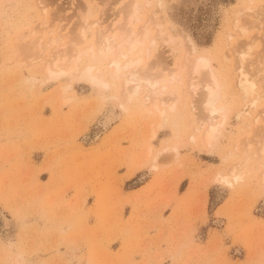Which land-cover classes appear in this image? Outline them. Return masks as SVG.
I'll return each mask as SVG.
<instances>
[{
    "label": "rangeland",
    "instance_id": "obj_1",
    "mask_svg": "<svg viewBox=\"0 0 264 264\" xmlns=\"http://www.w3.org/2000/svg\"><path fill=\"white\" fill-rule=\"evenodd\" d=\"M98 30L146 32L152 93ZM263 30L264 0H0V264H264Z\"/></svg>",
    "mask_w": 264,
    "mask_h": 264
},
{
    "label": "bare ground",
    "instance_id": "obj_2",
    "mask_svg": "<svg viewBox=\"0 0 264 264\" xmlns=\"http://www.w3.org/2000/svg\"><path fill=\"white\" fill-rule=\"evenodd\" d=\"M137 9H138V5H136V4H134L131 7V10H130L131 11V15H130L131 18L136 13ZM92 23H94V22H92ZM130 23H131V21L129 20L127 22V24H130ZM127 32L124 33L123 31H121L119 33L120 37L115 40L114 37L106 36L105 34H101L102 30L96 31V33H97L96 36L98 38H100V40L98 42L99 43V47H97V53H99L101 55H106L109 52H114V49L122 51L121 55H118V54H114L113 55V57L111 59V63L114 64V65H117L120 61H122L121 62V67L123 68V73L127 74V77L125 78V81L123 83L124 86L129 84V83H131L130 84V85H132L131 86L132 87L131 90L136 92L138 90L139 86L142 85L143 83H145L147 88L149 89L150 93H152L154 91V86H155L156 82L150 81L149 78H146V77L144 78L142 75L139 74V72H135L137 70L135 68H133L132 65H133V63L135 64L137 62L136 61L137 59H133V57H131V54L134 52V50L136 48H138V46L140 47L141 43L143 42L142 38H144L145 35H147V34L144 31L143 37L142 38H138V37H136L134 35L135 32L133 30H129ZM82 35L84 37L83 30H82ZM59 38L60 37H58V36L57 37H52L50 42L54 43V42L58 41ZM253 40L254 39H252V40L250 39V40H247V41L251 42ZM246 43L247 42H245V41H238V43L233 47V50L236 53L235 56L238 59L237 60L238 63L236 65V67L238 69L237 82H238V84L240 86L246 85L251 92H254L256 90V88H255V84H256L255 80L254 79H249L247 77L248 71L245 69V66H244V63L246 64V61L249 58L247 49L246 50H242V47ZM85 49H88V50H90L92 52L91 46H87ZM139 49H137V50H139ZM54 50L56 52H58V50H56V49H54ZM64 52H65V50H64ZM51 53L53 54V51H51ZM54 55H55V53H54ZM57 55H58V53L55 55L56 57L55 56L54 57L59 60V56L60 55L58 57H57ZM55 58H54V60H55ZM58 60L54 61V63H53L54 67H58L59 68V61ZM192 67L194 69L193 70L194 73L201 72L200 68L205 69L206 72H207L208 82H204L202 85H204L205 92L208 94L207 100H206V104L208 106H210V108H211L210 111H209V116L212 118L214 113L216 111H218V109H219V108H217L215 106V102H216V99H217V89L219 87L218 80H217V78L215 76V73L213 72V69L211 67V64H210L208 58H206L204 56H196V57H194L193 63H192ZM202 81H203V79H202ZM191 85L193 86L194 84L191 83ZM193 89L195 90V87ZM124 90L127 91L126 88H124ZM128 90H130V88ZM252 101H253L252 103L254 104L255 98ZM250 107H247V109L250 108ZM246 110L244 108V111H246ZM110 118L111 117L108 118L107 116L102 117L101 121L99 122V125L94 128V131H93L94 137H96L102 130H104L107 127V125L110 123V120H111ZM215 133H216V127L214 125L210 124L209 127L204 132L206 142H208L210 139H212L215 136ZM259 151L262 154H264V141H263V144L261 145V147L259 148Z\"/></svg>",
    "mask_w": 264,
    "mask_h": 264
}]
</instances>
